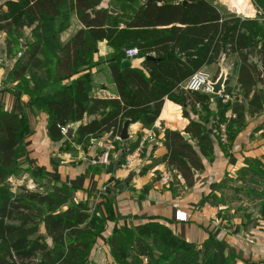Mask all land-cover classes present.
Wrapping results in <instances>:
<instances>
[{
    "label": "trees",
    "instance_id": "1",
    "mask_svg": "<svg viewBox=\"0 0 264 264\" xmlns=\"http://www.w3.org/2000/svg\"><path fill=\"white\" fill-rule=\"evenodd\" d=\"M102 2L7 0L10 11L0 14V31L11 36L6 41L11 56L15 53L14 40L19 38L16 27L22 31L24 21L34 24L35 41L26 60L13 66L8 82H17L18 88L47 112L53 140H66L61 127L87 116L96 118L78 129L76 143L82 146L92 145L93 139L104 135L119 137L128 120L150 128L159 118L165 99L186 106L185 85L223 55L238 59L233 68L247 101V109H233L236 118H230L229 138L245 126L247 115L253 117L262 111L264 89L255 87L264 84V21L236 15L224 19L208 0H145L130 15L127 4L121 8L123 13L116 14L110 7H101ZM254 2L264 12V0ZM70 13L76 15L82 28L60 47L55 37L69 29ZM61 15L63 19L58 21ZM104 41L114 50L109 68L117 97L110 99L94 97L92 74H84L93 67L97 44ZM131 48L138 49L143 70L123 65L131 61L126 57ZM255 54H260L261 68L249 61ZM75 76L72 83L64 84ZM225 91L233 93L228 86ZM218 101L225 114L228 104ZM187 133L197 139L203 155L212 156V133L193 121ZM27 134L26 120L0 105V264H86L113 218L78 201L75 187L22 169L18 160ZM172 135L177 141L168 145L169 164L178 166L176 159L182 156L180 162L186 166L184 155H195V151L181 135L171 133L167 137ZM65 144L71 143L66 140ZM249 166L252 169H246L247 174L264 179V168L258 162ZM21 173L50 181V193L30 190L26 185L14 192L10 181ZM107 244L118 264H239L237 255L227 253L217 240L209 239L199 247L177 236L168 225L152 220L116 228Z\"/></svg>",
    "mask_w": 264,
    "mask_h": 264
},
{
    "label": "crops",
    "instance_id": "2",
    "mask_svg": "<svg viewBox=\"0 0 264 264\" xmlns=\"http://www.w3.org/2000/svg\"><path fill=\"white\" fill-rule=\"evenodd\" d=\"M144 1L103 0L101 7H110L117 14L123 13L121 8L127 4V15H130ZM208 1L220 10L224 19L236 15L261 21L254 0ZM81 28L78 20L76 32ZM74 32L69 28L63 33L67 36L63 44L72 38ZM99 48L100 56L94 57L93 67L84 74L94 77L104 73L105 79L102 76L99 84L101 90L93 83L92 94L97 98H115L117 89L109 68L110 59L105 57L113 49L106 42H101ZM8 55H5L7 59L13 60ZM142 61L133 58L131 66L143 70ZM249 61L261 68L260 54L251 55ZM237 62L236 57L225 58L223 55L217 63L202 70L214 79L223 71H233L225 83V88L228 86L233 90V99L225 114H222L224 108L214 95L202 92L196 95L188 91L186 106L165 99L161 114L152 127L146 128L141 122L131 121L128 141L104 135L93 139L92 145L82 146L76 143L75 135L73 140L66 139L71 145L77 144L70 150L66 148L65 139L53 140L49 135L47 112L18 88L17 82L12 85L8 82L15 60L0 65V105L9 113L21 115L27 122L28 134L18 160L21 168L35 174L43 173L50 181L75 187L78 201L113 218L107 225L104 242L116 228L134 227L152 220L168 225L177 236L199 247L209 239L217 240L227 253L231 251L237 255L239 264H264V179L253 178L251 173L245 172L252 169L249 166L252 162H258L264 168V106L253 117L247 115L245 126L226 143H220L214 134L223 122L229 128L230 118L235 115L233 109L242 106L247 109V101L238 83V72L233 68ZM77 77L64 84L72 83ZM255 89H264V84H258ZM95 118L87 116L76 123L82 126ZM191 121L202 124L212 133L214 149L211 157L203 155L197 139L187 133ZM171 133L181 135L195 151V155H184L187 157L186 166L180 162L182 156L176 159L178 166L169 164L168 145L177 141L176 135L167 137ZM120 147V154L124 149L127 152L116 179L118 182L130 176L132 179L125 191L114 194L119 183L109 184L114 168L112 161L106 165L101 162V157L110 149V156L117 155L116 149ZM129 162L128 171H124ZM167 172L172 178L168 184H163L161 177ZM250 179L253 180L250 182ZM178 212L187 214L188 221H178Z\"/></svg>",
    "mask_w": 264,
    "mask_h": 264
},
{
    "label": "rangeland",
    "instance_id": "3",
    "mask_svg": "<svg viewBox=\"0 0 264 264\" xmlns=\"http://www.w3.org/2000/svg\"><path fill=\"white\" fill-rule=\"evenodd\" d=\"M6 2H7V0H0V14H7L10 11L9 7L6 5ZM136 3H138V2H136ZM14 13H18V12L16 10H14ZM62 19H63V16L61 15L60 18L58 19V21H61ZM68 24L70 26L69 28H71V31L76 32V27L78 25V19H77L75 14L70 13L69 18H68ZM14 26H17V24L14 23ZM32 26H34V24H32V22L28 23L27 21H24L21 24L22 31L19 30V28H18L19 26L16 27L18 29L19 33L17 32V33H15V35L19 36V38H17V40H14L15 46H14L13 51L15 53H14V55L11 56L13 58V60H15L16 62H19V61L24 62L26 60L27 51L30 50L32 43L35 41V38L33 37ZM57 29H58V27H57ZM75 32L73 33V35L75 34ZM63 33L64 32H62L60 34L58 33L55 37V41H56V43L59 44L60 47L63 46V43L67 39V36H65ZM15 38L16 37H14V39ZM10 39H11V36L9 38L7 36L6 32L0 31V65L1 64H7V63H9V61H13V60H8L7 57L5 56V55L9 54V52L6 49V44H3V43H6V41H8ZM1 42H3V43H1ZM104 42H106V41H104ZM99 44L100 43L97 44V46H96L97 48H96L95 52L93 51V57H92L93 59H94V57L100 56ZM107 45H108V43H107ZM113 54H114V50L112 52H110L109 54H107L105 57L111 59L113 57ZM8 56H10V55H8ZM105 68H107V67H105ZM101 71H103V69ZM103 74L104 73L100 74L99 76L95 75L93 77V83L95 84V86L99 90H101V87L99 85L102 82L101 77L103 76V78L105 79V75H103ZM97 85H99V86H97ZM76 145L77 144H75V145L69 144L66 148L71 150ZM110 150L107 151L109 153V155H110ZM119 154H120V152L115 156L111 155L110 160L113 161L114 157L116 160V158L119 156ZM127 166H128V164H126V166L123 168L124 171H128L129 168H127ZM112 167H114V165H112ZM32 177H34V178H32ZM36 178H37V176H35V175L31 176L30 173H23V174L21 173V176L20 175L14 176V178L11 179L10 184L12 185L11 187L13 188L14 192H17V189L19 186L26 185L30 190H41V191H46V192L48 191L50 193V188L52 186V183L50 181H47V180L45 181V179H38V178L36 179ZM117 179L115 180L116 183L118 182ZM118 183H119L118 185L121 186L124 183V181H121V182L119 181ZM105 231L97 239L96 245H95L93 251L91 252V255H90L88 261L86 262V264H118L116 261V257L113 256V254H112V250H111L110 246L107 244L108 238L105 239V242L103 241Z\"/></svg>",
    "mask_w": 264,
    "mask_h": 264
},
{
    "label": "built area",
    "instance_id": "4",
    "mask_svg": "<svg viewBox=\"0 0 264 264\" xmlns=\"http://www.w3.org/2000/svg\"><path fill=\"white\" fill-rule=\"evenodd\" d=\"M259 13H260L261 20L264 21V12L262 10H259ZM138 55H139V51L137 48H131L126 51V57L129 59L137 58ZM218 78L214 79L210 74H207L204 71H199L194 74V76L185 85L184 89L190 92H202V93L214 95L218 100L222 102V104L226 105L233 99V94L227 93L226 91L220 92L219 94H214L213 85L217 83ZM235 117L236 115H233V118ZM67 127L68 125L61 127L62 133L64 135L67 132ZM214 134L217 136L218 141L220 143H226L229 138L227 124L221 123L215 129ZM101 162L106 165L111 164L110 155L108 152L102 155ZM130 164L131 163L129 162L127 168L130 167ZM171 178H172L171 174L167 172L161 177V182L163 184H168ZM176 219L178 221L187 222L189 217L185 213L178 212L176 215Z\"/></svg>",
    "mask_w": 264,
    "mask_h": 264
},
{
    "label": "water",
    "instance_id": "5",
    "mask_svg": "<svg viewBox=\"0 0 264 264\" xmlns=\"http://www.w3.org/2000/svg\"><path fill=\"white\" fill-rule=\"evenodd\" d=\"M123 65H126V66H131V62L130 61H126L125 63H123ZM233 71L231 70L229 73H227L226 71H223V73L220 75L217 83H215L213 85V89H214V94H219L220 92H224L225 91V83H226V80H227V76L229 74H232ZM131 124V121L128 120L125 122L124 126H123V129H122V132L119 136V139L121 141H128L129 138H130V135H129V126ZM81 127V123H72L70 125H68L67 127V132L65 134V136L70 139V140H73L75 138V135H76V132L78 131V129ZM127 150L124 149L121 154L116 158V162H115V165H114V168H113V175L111 177V180L109 182V184H112L113 182H115L116 180V177H117V171L121 165V162L126 154ZM131 179L132 177H128L124 183L121 185V186H118L117 189H113L114 190V194H117V193H121L122 191H125L127 189V187L129 186L130 182H131Z\"/></svg>",
    "mask_w": 264,
    "mask_h": 264
}]
</instances>
